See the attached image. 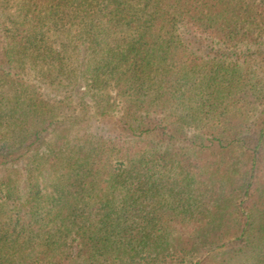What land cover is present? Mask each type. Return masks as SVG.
Returning a JSON list of instances; mask_svg holds the SVG:
<instances>
[{
	"label": "trees",
	"instance_id": "obj_1",
	"mask_svg": "<svg viewBox=\"0 0 264 264\" xmlns=\"http://www.w3.org/2000/svg\"><path fill=\"white\" fill-rule=\"evenodd\" d=\"M262 39L264 0H0V264H264Z\"/></svg>",
	"mask_w": 264,
	"mask_h": 264
},
{
	"label": "rangeland",
	"instance_id": "obj_2",
	"mask_svg": "<svg viewBox=\"0 0 264 264\" xmlns=\"http://www.w3.org/2000/svg\"><path fill=\"white\" fill-rule=\"evenodd\" d=\"M262 43H264V39H262L260 42H257V44L254 43L253 45H251L250 46V51L246 55H255V57H256V55H258V52L259 53H263L264 52V44H262ZM261 55H264V54H261ZM41 92L45 93L44 90H42ZM79 92L80 93L84 92V88H83L82 85L79 87ZM75 103L76 102H74L72 104V106H74Z\"/></svg>",
	"mask_w": 264,
	"mask_h": 264
}]
</instances>
